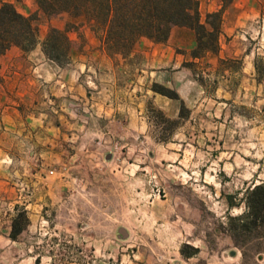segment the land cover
<instances>
[{"label": "rangeland", "instance_id": "1", "mask_svg": "<svg viewBox=\"0 0 264 264\" xmlns=\"http://www.w3.org/2000/svg\"><path fill=\"white\" fill-rule=\"evenodd\" d=\"M41 14L39 34L47 26ZM261 15L251 26L221 29L218 52L184 62L175 86L166 75L146 73L132 84L140 56L111 74L100 64L97 77L120 78L126 94L122 86L115 100L96 94L92 106L86 91L93 86L84 78L78 100L48 103L59 139L48 131L36 172L31 147L10 138L11 153L0 158V264H241L228 217L241 214L245 190L264 181ZM74 19L64 26L71 24L68 37L76 39L71 48L83 47L86 31L100 49L84 20ZM154 86L180 90L183 109L177 100L155 101ZM105 99L112 105L102 109ZM21 210L28 222L13 241L11 222ZM261 248L250 264H264Z\"/></svg>", "mask_w": 264, "mask_h": 264}, {"label": "crops", "instance_id": "2", "mask_svg": "<svg viewBox=\"0 0 264 264\" xmlns=\"http://www.w3.org/2000/svg\"><path fill=\"white\" fill-rule=\"evenodd\" d=\"M200 22L205 23L208 14L222 11V33H228L239 27L251 26L255 19L262 14L261 0H230L225 6L222 0H196ZM264 1V0H263ZM1 3L12 4L17 12L24 16L37 14L42 17L41 12L34 0H0ZM69 17L67 14H59L46 19L47 26L40 30L39 44L30 52H23L18 47L12 46L0 56V158L7 157L11 153L12 144L9 139L13 138L15 146H23V141L31 147L33 156L38 161L35 172L40 170L41 158L46 156L47 133L52 132L56 142L57 133L59 135L60 124L56 121H48V103L55 102L63 96L71 99H79L84 78L85 83L91 84L93 90H87L88 101L92 106L96 94L103 92L107 97L113 95V100L119 97L122 90L126 94V82L113 76L107 77L95 74L101 72L100 64L106 65L105 71L108 74L115 72V69H122L123 63L132 60L136 56L141 57L139 65H134L132 84L142 78L143 73L149 75H166V84L175 86V70L184 68V62L190 61V51L195 44V33L190 28L173 26L169 36L164 43H155L152 40L142 37L134 45L128 57L107 56L102 50L98 49L95 38L85 30L86 42L81 49L71 48L70 63L65 67H60L56 63L48 60L41 50V42L45 38L49 28L64 29L65 22H79L69 17L64 22H59L57 17ZM264 18L263 15H261ZM253 22V23H252ZM70 40H76L71 37ZM207 55V54H206ZM248 58V55H246ZM254 55L250 57V64L254 71ZM249 60V59H248ZM117 66L114 67V65ZM91 68L93 70H91ZM93 75H83L86 73ZM83 75V76H82ZM85 76V77H84ZM103 77V78H102ZM89 79V80H88ZM158 80H155L157 82ZM136 91V87H134ZM177 93L183 101L186 97L180 90ZM137 98V93L134 94ZM155 101L162 102L167 106L173 103L172 100L156 95ZM111 101L105 99L101 108L111 106ZM114 105V103H113ZM174 116L178 113V108L174 104ZM163 109V108H162ZM56 113V111H55ZM60 123V122H59Z\"/></svg>", "mask_w": 264, "mask_h": 264}, {"label": "trees", "instance_id": "3", "mask_svg": "<svg viewBox=\"0 0 264 264\" xmlns=\"http://www.w3.org/2000/svg\"><path fill=\"white\" fill-rule=\"evenodd\" d=\"M39 10L51 17L66 13L82 18L94 32L100 49L109 56L128 57L142 38L164 43L173 26L190 28L195 33L192 58L217 53L221 34L222 11L208 14L206 24L200 22L196 0H34ZM224 6L230 0H222ZM37 15L24 16L10 3L0 4V56L10 47L23 52L32 51L39 42ZM66 29L50 28L41 42V50L48 60L60 67L70 62L71 40ZM254 67L259 73L257 61ZM154 91L170 100L183 102L176 92L154 86ZM243 212L229 216L231 239L241 252V264L254 263L252 252L264 245V181L253 184L241 198ZM228 205L236 206L228 196ZM26 212L21 210L12 219L9 237L15 241L26 226Z\"/></svg>", "mask_w": 264, "mask_h": 264}]
</instances>
